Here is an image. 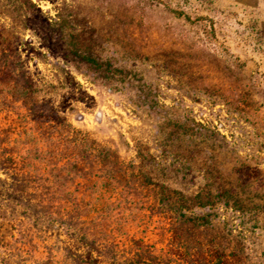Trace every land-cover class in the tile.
I'll use <instances>...</instances> for the list:
<instances>
[{
  "label": "rangeland",
  "instance_id": "rangeland-1",
  "mask_svg": "<svg viewBox=\"0 0 264 264\" xmlns=\"http://www.w3.org/2000/svg\"><path fill=\"white\" fill-rule=\"evenodd\" d=\"M32 1L25 66L66 127L35 189L0 173V264H264V0ZM60 16L121 72L61 57Z\"/></svg>",
  "mask_w": 264,
  "mask_h": 264
},
{
  "label": "trees",
  "instance_id": "trees-1",
  "mask_svg": "<svg viewBox=\"0 0 264 264\" xmlns=\"http://www.w3.org/2000/svg\"><path fill=\"white\" fill-rule=\"evenodd\" d=\"M35 7L36 4L32 0H0V173L10 175L17 192H26L29 187L33 188L30 180L45 175V168L37 164L36 156L56 143V129L66 127L62 116L42 106L40 99L36 98L33 79L25 66V50L21 48L25 40L21 34L23 30L31 27L32 20L36 19L33 11ZM166 8L188 18L187 14L174 10L169 5H166ZM41 23L42 39L51 41L54 37L55 41H59L57 49L60 50L57 51L61 57L71 54L95 68L121 72L112 68L111 62L99 61L92 55L79 34L69 29L68 18L60 16L56 22L57 28L47 20ZM48 47H52L51 44ZM140 177L145 185L154 184L152 178L143 170H140ZM36 185L38 186V183ZM160 189L161 192L166 190L162 186ZM203 194H195L189 201L210 209L216 199L227 200V194L223 192L216 196ZM164 199L162 195L161 200ZM181 208L178 206L176 211H181ZM208 215L210 214L197 215L192 219L204 224L209 220Z\"/></svg>",
  "mask_w": 264,
  "mask_h": 264
}]
</instances>
